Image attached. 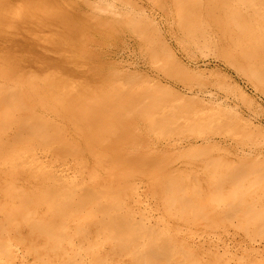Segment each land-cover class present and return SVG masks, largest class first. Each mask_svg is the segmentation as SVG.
<instances>
[{
  "label": "rangeland",
  "instance_id": "374dc122",
  "mask_svg": "<svg viewBox=\"0 0 264 264\" xmlns=\"http://www.w3.org/2000/svg\"><path fill=\"white\" fill-rule=\"evenodd\" d=\"M0 82V264H264V0H0Z\"/></svg>",
  "mask_w": 264,
  "mask_h": 264
},
{
  "label": "bare ground",
  "instance_id": "6f19581e",
  "mask_svg": "<svg viewBox=\"0 0 264 264\" xmlns=\"http://www.w3.org/2000/svg\"><path fill=\"white\" fill-rule=\"evenodd\" d=\"M238 1V0H237ZM8 6V5H7ZM50 9V8H49ZM32 10V9H31ZM51 10V9H50ZM50 15H51V11H50V13H49ZM26 15H28V13L26 12V11H24V10H18V13H17V15H14V21H16L17 20V22L19 21V22H21L23 19H25V18H27V16ZM33 16V15H32ZM31 17V16H30ZM36 19H37V22H39L38 21V18H34L32 21H36ZM31 21V22H32ZM36 22V23H37ZM249 22H250V20H249ZM41 23L39 22V23H37V24H35L34 25V27L35 26H38V25H40ZM8 25V24H7ZM4 29H5V27H4ZM6 31V30H5ZM1 32H4V31H1ZM7 32V31H6ZM29 32V31H28ZM26 33V32H25ZM34 33V32H33ZM6 35H7V33H6ZM17 39V38H16ZM10 49V51H11V53H13L12 51H15L14 50V48L13 47H10L9 48ZM13 55L14 54H12V57H13ZM9 56V55H8ZM15 56V55H14ZM13 58H15V57H13ZM15 62V61H14ZM6 63V62H5ZM14 64V63H13ZM21 64V63H20ZM17 65V64H16ZM15 65V68L18 70V73H23V74H26L27 72H28V69H20V66H19V64H18V66H16ZM26 65V64H25ZM8 66V65H7ZM6 66V67H7ZM13 66V65H12ZM9 67V66H8ZM21 68H23L22 67V65H21ZM13 69H14V66H13ZM43 69V68H42ZM24 70H26V71H24ZM43 71V70H42ZM54 71H58V70H55L54 69ZM42 74H44L43 72H40V71H38V70H36L35 72H32V73H30L29 74V78L31 79V81H28L27 83H28V85L32 88V93H35L36 91H37V87L35 86V81H36V79H41V80H43L44 82H46V84L48 83V82H53L54 80H57V78H58V76H59V74H57L56 72H54V73H50V72H48V73H46V74H44V75H42ZM9 77V76H8ZM21 77H24V76H21ZM60 77V79H58L53 85H54V87L55 86H57V87H60V89H62L61 91L62 92H64V93H66V98H64V99H66V102H71V103H73L72 105H73V110H74V108L75 107H77L78 106V96L77 95H74L75 93L77 94V92H75L76 91V89H75V86H74V84H72L73 86H74V88H71V86L72 85H70L71 84V81H73L72 79H71V81H70V79L68 80L67 78H64V77H62V76H59ZM64 82L66 83V85L67 86H63V84H64ZM1 83V82H0ZM13 83V82H12ZM60 84V86H58ZM52 85V84H51ZM51 88H53V87H51ZM20 89V88H19ZM47 91H48V86H47ZM49 89H50V87H49ZM53 90V89H52ZM52 90H50V91H52ZM65 90V91H64ZM17 91H18V93L20 92L18 89H17ZM28 91V90H27ZM12 93V92H11ZM64 93H62L63 94V96H64ZM19 94H21V92L19 93ZM48 95H49V93H48ZM51 95V94H50ZM49 95V96H50ZM52 96V95H51ZM70 96H74L73 98H72V101L68 98V97H70ZM21 98V97H20ZM63 99V100H64ZM51 100V99H50ZM62 100V98H60V99H58L57 100V102L56 103H59V104H64L65 105V101H63ZM10 103V102H9ZM16 103V102H15ZM12 104V103H11ZM21 104H23V103H21ZM41 104H42V102H41ZM58 104V105H59ZM68 103H66V105H67ZM74 104H75V107H74ZM15 105V104H14ZM77 105V106H76ZM24 106V105H23ZM21 107V106H20ZM71 107V106H70ZM11 108V107H10ZM26 108V107H25ZM27 109V108H26ZM90 180V179H89ZM126 219V218H125ZM139 221V220H138ZM149 227V226H148ZM50 234V233H49ZM51 235V234H50ZM148 243V242H147ZM152 243V242H151ZM154 243V242H153ZM156 244V243H155ZM158 245H159V243H158ZM158 245H156V246H158ZM161 246V245H160ZM164 249V248H163ZM161 250V249H160ZM155 257H157V256H155ZM71 261V260H70Z\"/></svg>",
  "mask_w": 264,
  "mask_h": 264
}]
</instances>
